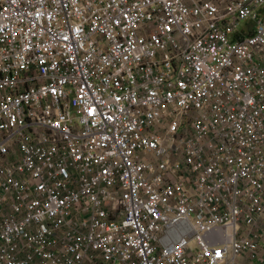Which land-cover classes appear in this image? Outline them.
I'll use <instances>...</instances> for the list:
<instances>
[{"label": "built area", "instance_id": "obj_1", "mask_svg": "<svg viewBox=\"0 0 264 264\" xmlns=\"http://www.w3.org/2000/svg\"><path fill=\"white\" fill-rule=\"evenodd\" d=\"M244 262L264 0H0V264Z\"/></svg>", "mask_w": 264, "mask_h": 264}, {"label": "crops", "instance_id": "obj_2", "mask_svg": "<svg viewBox=\"0 0 264 264\" xmlns=\"http://www.w3.org/2000/svg\"><path fill=\"white\" fill-rule=\"evenodd\" d=\"M243 260H245V258H240V262H242ZM244 264H249V263L244 262Z\"/></svg>", "mask_w": 264, "mask_h": 264}]
</instances>
